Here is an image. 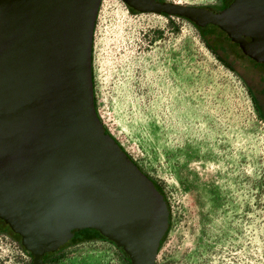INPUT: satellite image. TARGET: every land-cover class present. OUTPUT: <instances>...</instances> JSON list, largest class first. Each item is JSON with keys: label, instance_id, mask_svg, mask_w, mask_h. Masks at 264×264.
Masks as SVG:
<instances>
[{"label": "rangeland", "instance_id": "374dc122", "mask_svg": "<svg viewBox=\"0 0 264 264\" xmlns=\"http://www.w3.org/2000/svg\"><path fill=\"white\" fill-rule=\"evenodd\" d=\"M127 7L100 1L92 89L100 122L167 202L155 264H264V117L246 85H262V71L234 46H221L213 28L203 31L219 45L188 18ZM56 262L124 264L104 240L67 244ZM0 264L30 259L19 242L0 235Z\"/></svg>", "mask_w": 264, "mask_h": 264}, {"label": "water", "instance_id": "95a60500", "mask_svg": "<svg viewBox=\"0 0 264 264\" xmlns=\"http://www.w3.org/2000/svg\"><path fill=\"white\" fill-rule=\"evenodd\" d=\"M100 1L0 0V216L14 223L13 215L28 210L44 216L38 238L49 241L34 240L33 253L44 243L54 250L71 228L89 227L120 244L129 264H155L166 204L94 107L91 48ZM121 1L137 12L215 26L221 46L264 64V0H225L221 10ZM54 216L63 227L51 231ZM32 264H44L41 255Z\"/></svg>", "mask_w": 264, "mask_h": 264}, {"label": "flooded vegetation", "instance_id": "af4514ba", "mask_svg": "<svg viewBox=\"0 0 264 264\" xmlns=\"http://www.w3.org/2000/svg\"><path fill=\"white\" fill-rule=\"evenodd\" d=\"M226 4L227 3L225 0H219L217 5L207 6V7L210 9H213V10H221ZM192 12H193V10L190 9L189 13H192ZM195 26L197 27V29L200 32L201 31L203 32V33L202 32L201 33L206 38L208 37V35H206L204 33V31H203L204 29L208 33H210V30H211L210 28H213L214 30L223 34V32L220 31L217 27L212 26L210 24L206 27L200 26V25L199 26L195 25ZM219 49L224 50L223 47H219ZM252 62H253V66L255 68L262 71V72L257 71V77L262 79L261 80L262 85L258 84L254 80H251L249 82L246 81V85H247V89L250 93V96L252 98L253 103L255 104L257 110L264 117V64L261 62H255V61H252ZM154 188H155V186H154ZM161 196H162V194H161ZM162 198H163V196H162ZM166 208H167V206H166ZM28 211L27 212L25 211V215H23V216L22 215H16V216L13 215V218H15V223L11 220L9 221L8 220L9 217H7V215L0 216V235L4 239L10 240V241H13L15 239L17 242H19L23 246L25 252L27 253V255L30 259V264H32V258L34 257L35 254L41 255V261L44 264H57V262H56L57 255H58V252L60 251V249H62V247L66 246L67 244H76L79 242L92 241V240H104V241H106L116 250V254L118 256H120V258L124 262V264H129V257L127 255V252L123 249V247L120 244H118L117 242L113 241L112 239L104 236L103 234L99 233V231H97L96 229L89 228V227H84V228H80V229L71 228L70 229V231H71L70 236L64 242H62L61 244H58L54 250H49L48 246L45 245L49 241V236L42 238V239L38 238L42 234L40 231L41 223L39 224L38 220H42L44 216L41 217L40 216L41 214H39L37 212L30 213ZM167 213H168V209H167ZM47 220H48V218H46L44 221H47ZM49 220L51 222L47 226L50 228V230L55 229L59 226L63 227V225L60 224L59 220H57L56 216L49 218ZM168 223H169V217H168ZM18 228H19V231H17ZM167 228H168V226H167ZM50 230L48 232V235H50V233L52 231V230L51 231ZM166 231H167V229L163 232V235L161 236L159 243H160V241L162 242V239H163ZM25 234L29 235L31 237L30 239H32L31 241L33 242V243H31V242L25 243L28 248H26L25 244H23V242H22V238L25 236ZM43 239H46L47 242L42 244V246L39 245L42 250H40L38 248L40 251L38 250L39 251L38 253H36V252L33 253V251H34L33 246H35V243H36L34 240H43ZM25 240H27V239H25ZM159 243H158V247H159ZM157 251H158V248H157Z\"/></svg>", "mask_w": 264, "mask_h": 264}, {"label": "trees", "instance_id": "16d2710c", "mask_svg": "<svg viewBox=\"0 0 264 264\" xmlns=\"http://www.w3.org/2000/svg\"><path fill=\"white\" fill-rule=\"evenodd\" d=\"M127 9L129 10V11H134L133 9H131V8H129V7H127ZM162 15V14H161ZM200 32V31H199ZM202 32V31H201ZM200 32V34H201V36H203V32L201 33ZM210 50L214 53V55L219 59V60H221L222 61V64H225L228 68H233L232 67V63L230 62V61H228L227 59H225L224 57H222V56H220V54L217 52V51H215L212 47H210ZM221 50V49H220ZM234 66V65H233ZM132 161V160H131ZM152 181V180H151ZM152 183H153V185L155 186V188L162 194V196H163V199H164V201H165V203H166V206H167V209H168V205H167V202H166V200H165V197H164V195H163V193H162V191L157 187V185L152 181ZM170 215H169V209H168V217H169ZM160 244H161V241H160V243H159V246H160ZM158 249H159V247H158Z\"/></svg>", "mask_w": 264, "mask_h": 264}, {"label": "bare ground", "instance_id": "6f19581e", "mask_svg": "<svg viewBox=\"0 0 264 264\" xmlns=\"http://www.w3.org/2000/svg\"><path fill=\"white\" fill-rule=\"evenodd\" d=\"M264 23V22H263Z\"/></svg>", "mask_w": 264, "mask_h": 264}]
</instances>
